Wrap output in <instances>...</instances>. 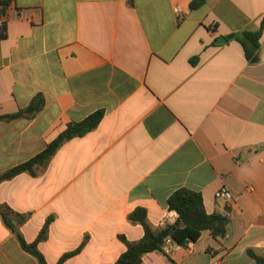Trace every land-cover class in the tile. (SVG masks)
I'll use <instances>...</instances> for the list:
<instances>
[{"label":"crops","instance_id":"0c3cea01","mask_svg":"<svg viewBox=\"0 0 264 264\" xmlns=\"http://www.w3.org/2000/svg\"><path fill=\"white\" fill-rule=\"evenodd\" d=\"M10 0L0 23V116L41 94L32 117L0 120V175L97 110L98 126L66 141L31 175L0 183V205L47 264H112L143 228L177 219L168 197L200 193L208 214L229 218L224 238L202 231L141 264H255L264 253V31L250 63L228 35L254 31L264 0ZM175 8L180 12L175 13ZM224 37L227 43H218ZM226 188L228 206L215 199ZM209 248V252L206 249ZM0 264H38L0 218Z\"/></svg>","mask_w":264,"mask_h":264},{"label":"trees","instance_id":"16d2710c","mask_svg":"<svg viewBox=\"0 0 264 264\" xmlns=\"http://www.w3.org/2000/svg\"><path fill=\"white\" fill-rule=\"evenodd\" d=\"M205 0H193L190 8L195 9L203 4ZM10 4V0H0V17L5 14L6 7ZM264 31V19L260 26L254 31H242L227 36L229 40L237 41L243 50L245 58L250 63L258 60L259 40ZM5 37V25L0 23V39ZM44 105V99L41 94H37L24 109L10 115L0 116V120H11L17 117H32L38 113ZM104 115L103 110H97L83 120L67 124L65 129L47 146L43 151L18 164L0 175V183L9 180L14 176L27 172L31 175L35 174L38 166L47 164L54 156L56 151L66 142L75 137H81L93 131L100 123ZM167 208L177 214V219L172 224H166L163 228L154 229L147 221L146 210L143 207H136L129 215L128 220L131 223L139 224L143 228V236L136 241H128L124 236H120V240L125 245V250L120 254L117 260L112 264H141L145 254L163 251V244L167 238L172 243L183 248H189L190 244L195 243L202 231H208L212 238H224L227 233L229 218L225 214L213 213L208 214L203 205L200 193L185 188L174 191L167 199ZM0 218L6 228L16 238L21 249L32 255L38 264H47L44 256L37 248V243L47 236V230L51 217H49L41 228L36 239L28 243L24 239L18 226L27 219L25 214H20L12 210L8 205H0ZM83 245V244H82ZM78 247L72 252L65 253L60 257L57 264L63 262L69 257L78 253L81 248ZM209 252V248L206 249ZM168 259V254L164 253ZM248 255L255 260V264H264V253L258 255L249 250Z\"/></svg>","mask_w":264,"mask_h":264},{"label":"built area","instance_id":"2783aa9c","mask_svg":"<svg viewBox=\"0 0 264 264\" xmlns=\"http://www.w3.org/2000/svg\"><path fill=\"white\" fill-rule=\"evenodd\" d=\"M180 10L178 8H175V13L178 14ZM215 199L218 201L225 202L228 206L232 202V194L226 189V188H220L215 192ZM172 241L170 238H167L165 240V243L163 244V251L164 253L168 254L170 252V248L172 245Z\"/></svg>","mask_w":264,"mask_h":264},{"label":"water","instance_id":"95a60500","mask_svg":"<svg viewBox=\"0 0 264 264\" xmlns=\"http://www.w3.org/2000/svg\"><path fill=\"white\" fill-rule=\"evenodd\" d=\"M217 42H218V43H227V41H226V39H225L224 37H219V38L217 39Z\"/></svg>","mask_w":264,"mask_h":264}]
</instances>
